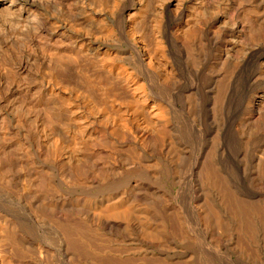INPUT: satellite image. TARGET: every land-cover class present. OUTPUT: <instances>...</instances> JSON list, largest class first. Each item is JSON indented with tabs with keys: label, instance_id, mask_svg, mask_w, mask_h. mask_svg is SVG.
I'll return each instance as SVG.
<instances>
[{
	"label": "bare ground",
	"instance_id": "6f19581e",
	"mask_svg": "<svg viewBox=\"0 0 264 264\" xmlns=\"http://www.w3.org/2000/svg\"><path fill=\"white\" fill-rule=\"evenodd\" d=\"M0 264H264V0H0Z\"/></svg>",
	"mask_w": 264,
	"mask_h": 264
}]
</instances>
